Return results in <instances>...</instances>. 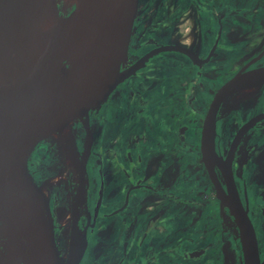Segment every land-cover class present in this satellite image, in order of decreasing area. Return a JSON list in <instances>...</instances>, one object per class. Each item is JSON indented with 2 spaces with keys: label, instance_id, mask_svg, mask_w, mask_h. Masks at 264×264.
<instances>
[{
  "label": "flooded vegetation",
  "instance_id": "flooded-vegetation-1",
  "mask_svg": "<svg viewBox=\"0 0 264 264\" xmlns=\"http://www.w3.org/2000/svg\"><path fill=\"white\" fill-rule=\"evenodd\" d=\"M133 40L137 47H132ZM172 46L185 48L189 54ZM147 53L150 57L143 65L116 86L127 85L124 95L115 87L88 118L74 119L64 127L71 131L70 142L78 159L86 156L85 206L74 214L79 231L85 234L84 239L78 237L75 257L83 245L78 264H241L237 229L230 211L217 197L201 157L200 139L217 90L236 74L244 75L240 85L253 83L251 74L264 68V0H138L120 69ZM167 80L181 94L161 99L156 88ZM258 82L260 86L247 100L235 103L229 96L239 86L224 96L216 116L215 149L223 161L230 159L263 263L264 117L259 116L264 113V80ZM130 92L138 93L137 97L132 99ZM102 112L110 117L104 138ZM185 122L189 129L183 135L187 143L182 144L172 138ZM43 141L48 157L43 159L42 171L28 164L40 187L61 171L64 162L59 154H65L57 132ZM103 148L108 159L101 153ZM210 164L226 190L221 172L224 164ZM166 172L171 178L167 181ZM77 179L73 193L78 190ZM62 193L60 198L52 195L49 204L55 207L65 202ZM213 197L219 206L211 234V222L206 219ZM71 199L66 203L73 234ZM52 215L63 264L71 234L57 230L56 209ZM213 235L219 236L220 244L213 243Z\"/></svg>",
  "mask_w": 264,
  "mask_h": 264
},
{
  "label": "water",
  "instance_id": "water-1",
  "mask_svg": "<svg viewBox=\"0 0 264 264\" xmlns=\"http://www.w3.org/2000/svg\"><path fill=\"white\" fill-rule=\"evenodd\" d=\"M46 1L0 0V206L21 251L22 264H60L57 226L49 199L43 194L39 212L27 193V176H32L28 164L35 146L68 122L87 117L150 57L147 53L120 69L138 0H86L83 6H70L64 14L55 0L43 8ZM75 38L81 42L77 67L66 61V42ZM172 47L189 54L185 48ZM243 77L236 74L217 90L203 122L200 149L217 197L235 223L241 264H264L254 223L235 185L230 159L223 161L215 149L221 101L242 83ZM251 79L264 80V68L254 71ZM262 117L264 113L259 116ZM246 127L248 124L237 135ZM210 162L224 164L221 172L226 190ZM85 165L86 156L80 159L78 190L71 199L72 232L80 239L85 234L79 231L74 214L82 193ZM82 247L81 244L71 264H78Z\"/></svg>",
  "mask_w": 264,
  "mask_h": 264
},
{
  "label": "bare ground",
  "instance_id": "bare-ground-1",
  "mask_svg": "<svg viewBox=\"0 0 264 264\" xmlns=\"http://www.w3.org/2000/svg\"><path fill=\"white\" fill-rule=\"evenodd\" d=\"M55 2L60 7V12L64 14V11L70 6H76V7L83 6L86 0H55ZM50 4H51V0H47L43 8H46ZM80 50H81V42L78 38L71 39L66 42V51H67L66 61L68 62V64H70L73 67H77ZM259 86H260L259 82L242 84L239 85L238 89H236V93L233 94L230 93L229 96L233 97V102H235L238 99L247 100L254 94V92L258 89ZM82 119L84 120L85 117L83 116ZM65 126L66 125H64L60 130H58L57 134L61 139L60 143L63 145L62 150H64L65 155L67 156L66 157L67 164L69 163V167L72 168L74 176L77 177L80 170V160L78 158H75V154H76L75 146L70 142L72 140L71 131L69 130V128H64ZM0 141H2L1 138ZM26 188L32 205L37 211L42 212L41 198H43V194L45 193L40 189L41 187L39 188V186L37 185V183L30 174H28L27 176ZM86 194L87 193L85 189V191L83 190L81 196L77 200L75 214H79V212H82L84 210ZM14 240H15V236L13 234V231L10 228L7 220L5 219L2 208L0 206V255H2L0 258V264H22L20 261L21 251L19 250V248H17ZM78 242L79 240L77 236L71 234L68 243V252L66 255L67 257L64 259L63 264L72 263V260L75 258L77 252Z\"/></svg>",
  "mask_w": 264,
  "mask_h": 264
},
{
  "label": "rangeland",
  "instance_id": "rangeland-1",
  "mask_svg": "<svg viewBox=\"0 0 264 264\" xmlns=\"http://www.w3.org/2000/svg\"><path fill=\"white\" fill-rule=\"evenodd\" d=\"M69 8H67L64 12L69 11ZM148 44L149 43H146L144 45L145 48H146V46ZM137 45H138L137 40H133L132 47L133 48L137 47ZM194 83H196V79H194ZM119 87L121 88L122 95H124L125 92L127 91V89H126L127 85H124L123 87L121 85ZM171 89H172V93H170ZM156 92H157V97L160 96L161 99L172 98V96H174V95L181 94V92L179 93V91H177L176 88H174L172 86V83L170 81H168V80H167V82L164 85L158 86L156 88ZM130 94L132 95V96H130L132 99H135L137 97V95H138V93H134V92H132V93L130 92ZM109 101L110 100H108V102ZM112 108H113V105L111 103L110 106H109V111L112 110ZM128 108L131 109L132 106H128ZM183 109L185 110V107ZM152 113L154 114L155 111H153ZM107 114H108V112H107ZM107 114H105V112L101 113V115H103V117H105V119H106V121H105L106 126L103 128V130H104L103 138L107 135L108 128H109L110 117H108ZM186 122L184 123L183 126H178V131L174 132L175 135L172 138V139H175L177 137L175 141H181L182 144L187 143L186 139L183 137L184 132L189 129L188 128V124H186ZM97 124H98L97 122L94 123V126H93L94 130L97 129ZM110 124H112V121H111ZM121 133H123V132H121ZM46 146L47 145H46L45 141H43V140L41 142H39L35 146V149H34L33 153L30 156V159H29V165L30 166H32L34 168H37L38 170L41 167V171H42V169H43L42 167H44L43 159L48 157L46 155L47 153L45 151ZM98 151H100V147L98 148ZM101 153L103 154L105 159H108V156L106 155V154H108V152L106 153V148H103ZM75 158H78V154L77 153L75 154ZM59 159H60V161L64 162L63 165H62L61 171H58L56 176L54 178H51V180H49V181L45 180L44 182H42L43 186H41V189L45 193V196L49 199V203H50V199H52V195H53V197L55 196L57 198H60L61 192H63L62 193L63 194L62 197L64 196L65 199L69 201V198L72 197V193H73V191L75 190V187H76L74 183H75V180H76L77 177L74 176L72 168L67 165L65 154L61 152L59 154ZM63 181H65L67 183H68V181H70V185L68 186L67 183L62 184ZM66 200H65V202H61V203L59 202L58 204H55V207H53V204L50 205V211L52 212V214H54L55 213V209H56L57 222H58V225H59V228L57 230L60 231V233H62V231H63L65 233V235H70L71 234V232H70V208H69V204L66 203ZM59 204H61V205H59ZM218 206H219V204L217 205V201L213 197L212 198V204H211V210H210V213H209L210 216L208 215V217L206 219L207 223L209 221L211 222V230H210L211 234L215 230L214 221L217 219V207ZM198 208L194 209L195 213L196 212L199 213V209ZM216 238H218V239H216ZM213 239H214V241H213L214 244H217L219 242V236L218 235H213ZM220 243H221V241L219 242V244ZM224 250H225V246H222L223 253H224ZM214 251L216 252L215 248H214ZM220 252L213 253V254H217L218 255ZM1 256L2 255H0V258H1Z\"/></svg>",
  "mask_w": 264,
  "mask_h": 264
},
{
  "label": "crops",
  "instance_id": "crops-1",
  "mask_svg": "<svg viewBox=\"0 0 264 264\" xmlns=\"http://www.w3.org/2000/svg\"><path fill=\"white\" fill-rule=\"evenodd\" d=\"M167 171L169 172V174H171V172H172L170 169H168ZM167 175H168V173L166 172V173H165V176H164V177H165L164 179H165L166 181H167V179H171V178H170V175H169V177H167Z\"/></svg>",
  "mask_w": 264,
  "mask_h": 264
},
{
  "label": "trees",
  "instance_id": "trees-1",
  "mask_svg": "<svg viewBox=\"0 0 264 264\" xmlns=\"http://www.w3.org/2000/svg\"><path fill=\"white\" fill-rule=\"evenodd\" d=\"M55 142H56V141H55ZM57 143H58V142H57ZM57 145H58V144H57ZM28 167H30V166L28 165ZM53 174H54V172H52V173H51L50 175H48V176L50 177V176L53 175ZM48 176H47V177H48Z\"/></svg>",
  "mask_w": 264,
  "mask_h": 264
}]
</instances>
